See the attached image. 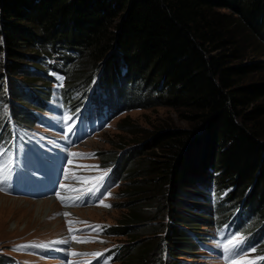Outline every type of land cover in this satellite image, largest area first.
I'll use <instances>...</instances> for the list:
<instances>
[{
  "label": "trees",
  "instance_id": "16d2710c",
  "mask_svg": "<svg viewBox=\"0 0 264 264\" xmlns=\"http://www.w3.org/2000/svg\"><path fill=\"white\" fill-rule=\"evenodd\" d=\"M243 32L264 52V0H0V77L2 69L10 76V92L24 81L39 95L35 81L48 83L41 58L55 59L48 67L60 68L63 90L92 86L106 103L116 92L131 103L123 109H181L191 124L115 156L124 185L114 208L125 213L109 232L146 236L115 255L121 264H170L158 254L162 241L172 260L169 235L183 236L161 216L179 213L180 197L211 180L216 194L229 190L216 207L232 212L229 236L251 233L252 247L264 251V61L243 62ZM251 74L259 78L245 81ZM126 122L116 129L142 134ZM181 212L190 225L193 215Z\"/></svg>",
  "mask_w": 264,
  "mask_h": 264
},
{
  "label": "rangeland",
  "instance_id": "374dc122",
  "mask_svg": "<svg viewBox=\"0 0 264 264\" xmlns=\"http://www.w3.org/2000/svg\"><path fill=\"white\" fill-rule=\"evenodd\" d=\"M239 40L240 46L243 47V62L264 61V52L261 51V44L259 47L253 39L248 38L245 32L241 33ZM41 62H43L40 67L42 69L41 74L48 83L46 84V88H42L40 82L35 81L34 85L37 87L40 96L34 94V90H31L32 85L28 87L24 86V81H20L18 85H14L12 92H10V76L5 70H1L0 128H5L2 123H5L6 109L10 110V114L15 120L24 122L27 126L31 124L30 119H33L34 123H36H33L29 129L16 130L7 138H4L0 132V152L7 150L10 156L11 147H15L22 139H25L28 145L37 148V150L40 148L46 149L45 146L50 145L54 150L64 152V154L68 151L83 154L84 156H92L94 154V158L90 159L74 157L71 166L76 170L79 169V173L83 177L99 176L102 172L108 173L110 170L108 168H111L109 177L107 175V181L109 180L110 184L116 183V185L109 190L111 191V195L103 200L104 204L111 205L110 208L97 206L96 203H93L91 204L93 205L92 207L87 206L76 210L61 207L60 201H57V203L50 201L55 208L52 207V210L46 213L45 210L39 208L41 202L44 205L42 206L43 209H46L47 206L48 208L50 207V205L46 204L47 200L45 199L38 201L16 197L14 194H7L6 192L18 193V191H23L24 186H15L12 179L9 185H4L5 191H0V196L7 199L3 201L2 207H0V256L9 255L18 264H121L120 261L115 260V255L121 254L122 250L128 249L137 240H141L146 236L142 235V232H139L134 234V237L129 238L125 236H112L113 234L109 232L111 227H118V223L123 221L125 213L124 209L114 208L119 202L118 192L124 185V181H120V173L116 169V164L113 163L115 156H120L123 152L135 149L140 142H144L158 131L166 129L188 130L191 124L188 120L182 118L180 114L185 112L181 109L174 110L166 106L123 109L125 104L126 107H129L131 103L126 101L125 103L124 101L122 103L120 101L117 102L118 95L116 92L109 100L110 111L106 107H103V105L100 108L102 103L108 101L104 92L99 96L95 88H92V86L88 88V90L92 88V91L96 93V99L101 98L106 101L98 103L93 97L86 96V90L83 91L79 86L63 90L62 87L57 86L60 84V80L57 77L63 78V86L66 82V79L60 72V68L57 67L55 72H52L48 67V63H59V60L41 58ZM101 64L102 62H99L96 65L98 69ZM71 69H74L73 66ZM32 74L28 76L29 80L34 79ZM258 78L259 75L251 74L245 81L252 82ZM89 84H96L94 76L91 78ZM6 88L9 91V102L5 100L8 97ZM27 88L30 89L28 90ZM40 90L41 93L44 92L47 95L49 93V95L43 96L40 94ZM126 93L130 94L129 92ZM114 106L120 107V109L115 112L113 110ZM66 116L73 118V126L76 128V131L70 136L67 135L64 126ZM124 117L127 120L126 124H133V132L141 131L142 134L128 135L124 131L116 129L119 121ZM73 120H70L69 123H73ZM23 135H26V137H23ZM85 137H87V140L84 141L85 143L80 142ZM70 141L73 143L71 146H69ZM18 159L21 167L25 169V172H23L24 177L30 179L27 165L29 161L36 162V157L33 154L22 152ZM89 166L98 167L92 168ZM67 168L65 175L69 178L67 180L62 179L61 183L67 182L75 187V189H80L82 184H79L74 178L77 175L73 176V174H70ZM31 191L34 193L38 192L35 188H32ZM228 192L229 190L227 189L216 194V189L211 180L206 187L197 185V187H194L192 193L184 194L179 199L180 203H177L173 208L169 206L179 213H174L171 217L173 221H170L171 218L168 214H163L161 216L162 223L166 224V226L168 225L167 229L168 227H173L174 229L175 226L183 237H179L178 240L173 237L174 235H169L172 242L174 241L172 248L176 253L172 260L169 258L167 242L165 240L162 241L158 252L161 261L170 262V264H225L221 242L225 241L226 237H230L231 226L229 223H233L230 217L232 212H229L230 209H226L220 214L218 209L216 212V207H225L226 204L221 199ZM218 204L221 206L219 207ZM69 210L75 211L70 214L68 213L69 215L65 217L63 213H67L65 211ZM234 210H238V206ZM181 211H188L193 215L191 218L194 220L193 222L190 221V225L183 218V215L185 216L186 213L184 212V214ZM197 215H201L202 221L197 218ZM225 215H229V217L225 219ZM69 221L72 222V228H76L75 226L79 224L77 230L75 229L77 236L78 233H82L83 236H87V240L95 241L92 243L74 242L70 245V248L76 249L75 253L80 251L79 253H87L89 255L72 256L70 253L73 251L68 250L65 244L52 243L53 241H61L60 237L69 230ZM89 226H102L103 230L97 235ZM159 234H156L155 238L161 236ZM242 235L247 237V242L244 244V249L247 250L244 254L245 259L252 260L255 263H260L259 261L264 262V260L259 259L260 257H264V251H251V240L249 239L251 233L245 232ZM80 246L82 247L80 248ZM92 253L100 255L94 256L91 255ZM229 264H233V262H229Z\"/></svg>",
  "mask_w": 264,
  "mask_h": 264
},
{
  "label": "snow or ice",
  "instance_id": "6c2138e0",
  "mask_svg": "<svg viewBox=\"0 0 264 264\" xmlns=\"http://www.w3.org/2000/svg\"><path fill=\"white\" fill-rule=\"evenodd\" d=\"M57 79L60 80V84L57 85L58 87L63 86V78L62 77H57ZM70 120H73L72 117H65L64 119V126L66 128V133L68 136L73 134L76 131V128L73 126V123H69ZM67 138V136H66ZM75 158L79 159H90L94 158V154L92 156H84L83 154H77V153H72L70 154ZM18 160V157L16 158ZM69 164H71V160L68 161ZM18 167V164L14 165V160L13 157L8 155V151L4 150L0 152V191H5L4 185H9L10 182L13 179V174ZM92 168H97L98 166H89ZM67 171V170H65ZM69 177L65 175V180H67ZM75 180L82 185H85L84 187H81L79 189L80 196L72 198L70 201H66L63 198V194L60 191L56 192V198L60 200L61 204L64 207H76V206H81L87 205V200L84 199V197H88V199H92L93 197L95 200L93 203H96L97 206H102L104 208H110L111 205L104 204L103 200L106 199L108 196L111 195L110 191L105 193L102 191L104 188L106 182H107V173L102 172L101 175L95 176V177H79L76 176L74 177ZM90 181V183H88ZM61 189H64L65 192H70L75 189L72 188H66L64 184L60 185ZM65 217H67L69 214L68 213H63ZM86 223V222H83ZM92 231H95L97 235L103 230L102 226H89ZM68 228H69V234L71 237V240L77 242V243H92L95 242L94 240H80L77 238V235L73 233L72 229V222H68ZM68 241H53L52 243H67ZM247 242V237L242 235V234H233L230 237H226L225 241L221 242V247L224 252V259H225V264H229V262H233V264H255L254 261L252 260H246L245 259V252L247 251L244 249V244ZM18 247H27V246H18ZM255 247H252L251 251L255 252ZM70 255L72 256H77V255H89L87 253H75L71 252ZM91 255H100L97 253H92ZM237 257L239 258L237 260ZM259 259L264 260V257H260Z\"/></svg>",
  "mask_w": 264,
  "mask_h": 264
},
{
  "label": "bare ground",
  "instance_id": "6f19581e",
  "mask_svg": "<svg viewBox=\"0 0 264 264\" xmlns=\"http://www.w3.org/2000/svg\"><path fill=\"white\" fill-rule=\"evenodd\" d=\"M87 140V139H86ZM85 143V142H84ZM81 145H85V144H81ZM71 164H72V162H71ZM71 164L70 165H68V170H69V172L71 173V174H77L80 170L78 169V170H76L75 168H73L72 166H71ZM71 169V170H70ZM78 176H82L81 174H78ZM110 193H111V191H110ZM4 200H7L6 198H4L3 196H0V207H2V204H3V201ZM39 200H43V199H39ZM38 200V201H39ZM45 200H47V202H46V204L47 205H50V207L48 208V206H47V208L46 209H43V207L42 206H44L43 204H42V202L39 204V208L41 209V210H45V212L47 213V212H49V210H52V207H53V204L50 202L52 199H45ZM44 200V201H45ZM57 199H55V201H56ZM12 201H14V200H12ZM36 202V201H35ZM53 208H55V206L53 207ZM76 210H78V209H76ZM75 211V210H74ZM74 211H71V210H69V211H65V212H67V213H71V212H74ZM89 245H91V244H89ZM85 246H88V245H85ZM82 246H80V248H81Z\"/></svg>",
  "mask_w": 264,
  "mask_h": 264
},
{
  "label": "clouds",
  "instance_id": "9594fccd",
  "mask_svg": "<svg viewBox=\"0 0 264 264\" xmlns=\"http://www.w3.org/2000/svg\"><path fill=\"white\" fill-rule=\"evenodd\" d=\"M86 141V140H85ZM115 185H116V183H114ZM115 185L113 186V187H115ZM112 187V188H113ZM111 190V189H110ZM91 204H93V202H91ZM91 204H89V205H86V206H78L77 208H75V209H83V208H85V207H87V206H90V207H92L93 205H91Z\"/></svg>",
  "mask_w": 264,
  "mask_h": 264
}]
</instances>
